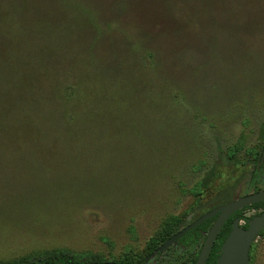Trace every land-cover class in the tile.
I'll return each instance as SVG.
<instances>
[{
    "label": "rangeland",
    "instance_id": "1",
    "mask_svg": "<svg viewBox=\"0 0 264 264\" xmlns=\"http://www.w3.org/2000/svg\"><path fill=\"white\" fill-rule=\"evenodd\" d=\"M241 114L252 144L264 0H0V262L140 250L210 168L203 198L251 193Z\"/></svg>",
    "mask_w": 264,
    "mask_h": 264
},
{
    "label": "trees",
    "instance_id": "2",
    "mask_svg": "<svg viewBox=\"0 0 264 264\" xmlns=\"http://www.w3.org/2000/svg\"><path fill=\"white\" fill-rule=\"evenodd\" d=\"M250 118L251 117L247 114H241L239 116V124L241 126L239 135L237 136L236 140L233 141L231 144L225 147L219 146V160L224 161L222 164L230 165L234 168L249 166L250 178L255 181L254 191H258L260 190V185L264 182L259 179L261 176L264 175V118L260 122L256 120V139L252 144H248L249 141L247 142V140L251 137L252 128H248L246 130L244 129L248 126ZM219 174L220 173L215 172L214 168H210L209 170H207L204 177L198 182L197 186L193 189L191 202L185 207V209L178 214H170L161 221L159 229L155 231V233L152 235V237H150L147 242L148 250H146V252H142V250H138L137 252H126L124 254H120L118 257L115 258L114 256L106 257L104 255L99 254L81 255L69 251L53 250L40 254H30L18 259L1 261L0 264H89L102 262H114L121 264L140 263L147 253H149L159 243L163 242L171 235L175 234L181 227H183L185 224V219L189 214H193L195 217H199L200 215L209 210H212L226 202L234 200L232 197L233 195H230L227 192L224 193V189H219L217 191L215 201L210 200L209 198L202 197L207 195V192L210 189V184L212 183V179L216 176L219 177ZM251 207H262L264 209V201L253 204L235 212L226 221V223L222 226L218 233L216 242L214 243V246L206 264H216V260L220 254L221 245L231 230V223L235 218L245 220L243 212ZM212 222L213 218L206 220L202 225L186 233V235H184L180 241L183 243L190 241L191 236H196L199 230H202L205 234L209 230ZM245 225L244 227H246ZM263 233L264 229L260 232L259 235ZM197 236L199 237V235ZM195 259L196 258L193 257V261H195Z\"/></svg>",
    "mask_w": 264,
    "mask_h": 264
},
{
    "label": "water",
    "instance_id": "3",
    "mask_svg": "<svg viewBox=\"0 0 264 264\" xmlns=\"http://www.w3.org/2000/svg\"><path fill=\"white\" fill-rule=\"evenodd\" d=\"M263 201L264 189L245 194L230 202H226L212 210H209L168 239L152 254V256H154L156 253H161L164 249L183 237L188 231L194 229L196 226L202 224L210 218H215L205 236L203 245L194 263L206 264L217 235L226 220L235 212ZM262 229H264V211L260 215L251 218L248 221V227L246 229L239 227V220L235 219L231 224V230L229 234L221 245L220 254L216 260V264H248L250 247ZM89 264L113 263L106 262Z\"/></svg>",
    "mask_w": 264,
    "mask_h": 264
},
{
    "label": "flooded vegetation",
    "instance_id": "4",
    "mask_svg": "<svg viewBox=\"0 0 264 264\" xmlns=\"http://www.w3.org/2000/svg\"><path fill=\"white\" fill-rule=\"evenodd\" d=\"M260 190H263V189H260ZM258 190V191H260ZM252 192H257V191H252ZM251 192V193H252ZM246 208V207H245ZM185 209V208H184ZM248 211H254L253 214H251L250 216H246L245 212H248ZM264 211V209L262 207H259V208H255V207H251V208H248L246 211L243 212V215L245 217V220L244 219H239V218H235V219H238L239 220V227L243 228V229H246L248 227V221L253 218L254 216H258L260 215L262 212ZM233 215V214H232ZM231 215V216H232ZM201 216V215H200ZM230 216V217H231ZM229 217V218H230ZM198 217H195L193 214H189L186 219H185V224L183 227H181L176 233H178L180 230H182L184 227H186L187 225H189L190 223H192L195 219H197ZM228 218V219H229ZM227 219V220H228ZM234 219V220H235ZM215 220V218H213V221ZM226 220V221H227ZM233 220V221H234ZM245 222H246V225H245ZM204 223V222H203ZM202 223V224H203ZM213 223V222H212ZM211 223V225H212ZM226 223V222H225ZM224 223V224H225ZM200 224V225H202ZM223 224V225H224ZM232 224V223H231ZM161 225V222L159 223L158 227L156 230L159 229ZM198 225V226H200ZM244 225L246 227H244ZM198 226H196L195 228H197ZM211 227V226H210ZM194 228V229H195ZM192 229V230H194ZM210 229V228H209ZM155 230V231H156ZM190 230V231H192ZM263 230V229H262ZM261 230V231H262ZM155 231L153 232V234L155 233ZM188 231V232H190ZM260 231V232H261ZM187 232V233H188ZM208 232V231H207ZM207 232L204 234L202 230H199L197 233V235H199V237L196 235V236H191V239L190 241L188 242H181L180 240L182 239V237L180 239H178L177 241H175L174 243H172L170 246H168L166 249H164L161 253H156L154 256H152V254L161 246L163 245L168 239H170L173 235H171L169 238H167L166 240H164L163 242L159 243L155 248H153L149 253H147L142 261L140 263H135V264H194L196 259H197V256L200 252V249L203 245V242H204V239H205V236L207 234ZM259 232V234H260ZM152 234V235H153ZM258 234V236H259ZM152 235L150 237H152ZM186 235V234H185ZM218 236V235H217ZM150 237H148L142 248L140 250H142V252H146V250H148L147 248V242L148 240L150 239ZM217 239V238H216ZM216 242V240H215ZM214 242V243H215ZM254 243V242H253ZM252 243V244H253ZM214 246V245H213ZM213 248V247H212ZM127 252H137V251H134V250H126ZM212 251V250H211ZM126 253L125 251L122 253L124 254ZM211 253V252H210ZM210 256V255H209ZM193 257H195V261H193ZM208 260V259H207ZM207 262V261H206ZM102 263H106V262H102ZM107 263H113V264H121V263H114V262H107Z\"/></svg>",
    "mask_w": 264,
    "mask_h": 264
}]
</instances>
